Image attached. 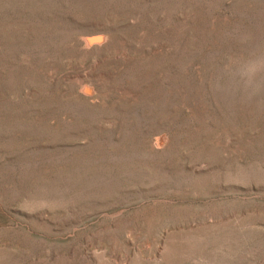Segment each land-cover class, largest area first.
Segmentation results:
<instances>
[{
    "label": "rangeland",
    "instance_id": "374dc122",
    "mask_svg": "<svg viewBox=\"0 0 264 264\" xmlns=\"http://www.w3.org/2000/svg\"><path fill=\"white\" fill-rule=\"evenodd\" d=\"M0 264H264V0H0Z\"/></svg>",
    "mask_w": 264,
    "mask_h": 264
}]
</instances>
